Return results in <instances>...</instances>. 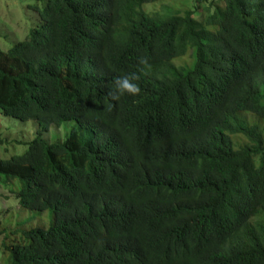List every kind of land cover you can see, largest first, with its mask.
Masks as SVG:
<instances>
[{
    "label": "trees",
    "instance_id": "1",
    "mask_svg": "<svg viewBox=\"0 0 264 264\" xmlns=\"http://www.w3.org/2000/svg\"><path fill=\"white\" fill-rule=\"evenodd\" d=\"M37 1L0 50V114L36 124L0 186L38 225L0 263L264 264V0Z\"/></svg>",
    "mask_w": 264,
    "mask_h": 264
},
{
    "label": "rangeland",
    "instance_id": "2",
    "mask_svg": "<svg viewBox=\"0 0 264 264\" xmlns=\"http://www.w3.org/2000/svg\"><path fill=\"white\" fill-rule=\"evenodd\" d=\"M34 5L40 7V2L37 0H0L1 51L6 52L15 42L26 39L29 30L38 26L39 20L37 13L33 10ZM182 5L183 8L189 7L190 2L183 0ZM35 126L34 121L20 122L5 118L0 114V156L9 157L15 153H22L26 146H17L14 141L30 140L36 133ZM74 126L72 121L62 122L59 127L50 126L48 131L43 133V137L49 143L61 142L65 134ZM31 215L30 212L21 210L16 199L0 186V227L2 229L15 227L28 229L38 225L36 221H28ZM20 224L21 226H18ZM3 258L0 251V260Z\"/></svg>",
    "mask_w": 264,
    "mask_h": 264
},
{
    "label": "clouds",
    "instance_id": "3",
    "mask_svg": "<svg viewBox=\"0 0 264 264\" xmlns=\"http://www.w3.org/2000/svg\"><path fill=\"white\" fill-rule=\"evenodd\" d=\"M116 90L121 95L127 93L135 95L139 92V88L135 83L130 82L129 78L121 77L116 82Z\"/></svg>",
    "mask_w": 264,
    "mask_h": 264
}]
</instances>
